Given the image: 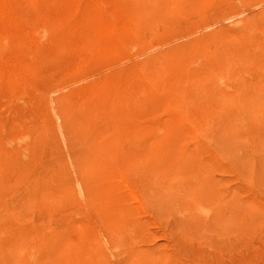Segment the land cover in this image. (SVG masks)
Listing matches in <instances>:
<instances>
[{
	"label": "rangeland",
	"instance_id": "374dc122",
	"mask_svg": "<svg viewBox=\"0 0 264 264\" xmlns=\"http://www.w3.org/2000/svg\"><path fill=\"white\" fill-rule=\"evenodd\" d=\"M107 1L116 16L75 24L79 30H66L58 12L30 10V0H14L13 11L0 13L8 24L0 23V264H106L88 258L100 217L123 233V223L136 219L125 234L142 232L137 222H143L145 233L132 242L143 245L152 232L165 242L174 217L152 205L147 184L172 198L188 197L186 207L210 203L211 221L228 213L242 227L226 246L218 247L215 233L194 241L196 250L188 245L176 264H264V140L256 146L264 139V118L244 119L240 106L249 100L251 112L264 108L253 90L264 69V0H235L241 26L230 43L237 103L229 127L176 120L173 106L156 104L167 94L157 87V70L168 57L129 75L114 92L99 88L97 73L133 62L141 46L151 50L150 59L174 42L182 22L168 0ZM27 36L35 42L17 59L14 46ZM133 95L147 110H131L127 127L115 124L118 114H98L99 99L115 96L110 106H118ZM212 178L221 182L211 187ZM173 256L152 264H174Z\"/></svg>",
	"mask_w": 264,
	"mask_h": 264
},
{
	"label": "bare ground",
	"instance_id": "6f19581e",
	"mask_svg": "<svg viewBox=\"0 0 264 264\" xmlns=\"http://www.w3.org/2000/svg\"><path fill=\"white\" fill-rule=\"evenodd\" d=\"M50 1L52 0H30L29 8L30 10L41 9L43 12H58L65 17L62 24L67 27L66 30L76 29L75 24L85 27L95 22L112 20L116 16V9L111 6L112 4H108V1L104 2L105 0H62L59 5H49ZM106 4H108L107 9ZM167 5L179 10L175 21L182 20L174 35V42L161 50L156 49V54H153L150 59L146 57V52L151 50L141 46L133 62L109 73L99 72L96 74L99 76L95 77L94 81L100 84L99 88L105 93L114 92L115 87L126 80L129 75L148 67L150 63L153 64L157 58L168 57L169 61L161 66L162 70H157V73L162 72L160 84L157 87L159 90L165 89L167 94L159 96L156 104L160 108L168 104L173 106L175 114L179 115L178 117L173 116L176 120L189 118L198 123L211 122L218 127L231 126L236 117L233 109L237 103V95L234 91L235 55L230 43L235 38L234 28L241 26L239 18L235 15V0H168ZM240 9L246 11L245 6ZM13 10L14 0H0V13ZM72 17H74V23H71L70 18ZM0 23L2 26L8 25L5 20ZM30 37L21 39L17 46H14L17 59H20L28 41L34 40L35 42L34 37ZM263 73L264 69L259 70L253 90H259V95L264 101ZM161 77L164 78L161 79ZM241 88L245 90L247 84L244 83ZM138 97V95H133L123 100L118 106H110L116 102L115 96L103 97L97 101L98 105H101L98 114H104L109 118H113V114H118L120 119L115 124L119 127H127L133 115L130 114L131 110H147V103H137L140 101ZM257 99L259 100V97ZM262 104L264 105V102ZM249 105V100L240 103L244 111V119L251 116L250 120L259 121V117L264 118V108L263 112H258V110L251 112L252 107H248ZM263 140L259 138L256 141L257 148L261 146ZM234 150L231 152H239L238 148ZM220 182L221 180L209 179L211 187ZM158 188L155 184L144 185V191L150 196L149 201L152 205L165 209L174 217L172 228L170 227L165 242L158 243L157 235L153 232L151 237H148V241L152 240L153 243L147 241L144 244L143 237V245L138 241L132 242L141 233H145L143 222H137V225L143 228H140L142 232L135 231L134 234H125L134 230L136 219H134L135 222L131 218L123 223L125 227V233H123L108 229L106 220L100 217L99 231L91 235L94 242L96 241L95 247H91L88 258H97L106 264H152L156 258L176 255L171 258V262L176 264L180 262L177 261L178 256L185 255L189 251L188 245L192 247L191 251L196 250L193 248L194 241L209 240L215 233L219 236L217 237L220 242L218 247L226 246L234 230H242L240 225L230 219L228 213L220 218H212L218 219L214 221H211V217H206L211 210L210 203L201 201L196 202L193 207H186L183 204L186 203L188 197L172 198L170 195L160 194L157 191ZM77 189L82 194L85 187L81 185ZM194 214H199L204 219H196ZM127 236V241L131 242L129 246L125 244Z\"/></svg>",
	"mask_w": 264,
	"mask_h": 264
}]
</instances>
